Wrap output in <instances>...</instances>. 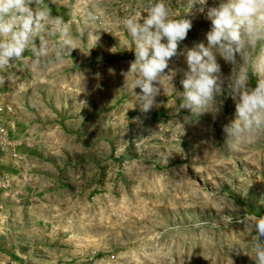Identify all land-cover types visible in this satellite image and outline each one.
<instances>
[{
    "label": "rangeland",
    "instance_id": "rangeland-1",
    "mask_svg": "<svg viewBox=\"0 0 264 264\" xmlns=\"http://www.w3.org/2000/svg\"><path fill=\"white\" fill-rule=\"evenodd\" d=\"M93 2L49 4L77 41L70 56L32 68L26 51L0 73V264H255L249 218L264 216V136L229 151L227 91L219 112L200 116L166 83L149 112L133 107L131 77L124 86L135 52L121 20L156 0H99L100 19L86 24ZM163 2L192 22L178 53L207 43L206 14ZM169 69L182 92L185 57Z\"/></svg>",
    "mask_w": 264,
    "mask_h": 264
},
{
    "label": "clouds",
    "instance_id": "clouds-1",
    "mask_svg": "<svg viewBox=\"0 0 264 264\" xmlns=\"http://www.w3.org/2000/svg\"><path fill=\"white\" fill-rule=\"evenodd\" d=\"M50 3L69 6L71 0H0V73L15 67L17 61L25 62L26 51L33 55L31 67L39 68L51 56H70L78 48L68 23L52 14ZM98 5L99 0H94L91 10L85 9L86 24L100 19ZM76 6H82V0H77ZM183 6L186 13L197 8L206 14L211 27L206 44L198 42L179 53V44L187 38L192 22L185 15L174 18L163 0L148 3L146 15L121 20L133 45L126 48L135 52L124 86L131 77L133 107L139 103L141 112H149L166 83L181 100L180 109L200 116L219 112L222 101L217 98L227 91L235 102V118L224 127L226 146L232 151L252 145L264 136V0H219L211 7L208 0H185ZM93 38L96 45L100 31L93 33ZM178 54L185 57L187 65L182 92H176L173 80L177 73L169 69V61ZM217 55L232 65L230 76H222ZM250 75L256 77L255 87H249ZM5 81L0 75V86ZM136 88L140 93L134 92ZM224 219L230 223L232 217ZM249 219L255 235L253 254L248 256L255 264H264V216Z\"/></svg>",
    "mask_w": 264,
    "mask_h": 264
}]
</instances>
